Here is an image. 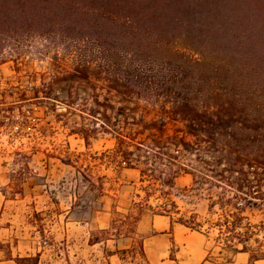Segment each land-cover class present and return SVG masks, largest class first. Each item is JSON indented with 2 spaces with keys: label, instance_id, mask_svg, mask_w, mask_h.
<instances>
[{
  "label": "trees",
  "instance_id": "16d2710c",
  "mask_svg": "<svg viewBox=\"0 0 264 264\" xmlns=\"http://www.w3.org/2000/svg\"><path fill=\"white\" fill-rule=\"evenodd\" d=\"M39 39L62 56L21 99L77 103L93 122L124 124L103 129L113 154L140 167L141 182L172 188L185 173L209 187L215 218L176 222L203 234L214 228L250 264L264 260V222L241 214L264 205V0H0V64L18 68L23 42ZM58 80L68 84L64 100L53 96ZM82 85L89 92L78 101L71 88ZM155 162L165 168L155 172ZM157 207L171 225L175 203L164 197ZM8 260L38 264L31 255Z\"/></svg>",
  "mask_w": 264,
  "mask_h": 264
},
{
  "label": "rangeland",
  "instance_id": "374dc122",
  "mask_svg": "<svg viewBox=\"0 0 264 264\" xmlns=\"http://www.w3.org/2000/svg\"><path fill=\"white\" fill-rule=\"evenodd\" d=\"M61 54L43 39L26 40L18 68L10 60L0 64V264L27 255L38 256V264L228 263L235 251L216 239L214 228L203 234L176 222L191 214L198 221L215 218L207 210V185L196 187L185 173L176 175L172 188L141 182L140 167L128 168L113 154V135L103 129L124 124L93 122L77 103L69 110L54 99H21L31 96L42 75L49 78ZM52 86L54 98L64 100L68 84ZM71 90L78 101L89 92L83 85ZM153 164L155 172L165 168ZM164 197L176 205L169 231V218L154 214ZM241 214L253 224L264 222V205L245 206Z\"/></svg>",
  "mask_w": 264,
  "mask_h": 264
},
{
  "label": "crops",
  "instance_id": "0c3cea01",
  "mask_svg": "<svg viewBox=\"0 0 264 264\" xmlns=\"http://www.w3.org/2000/svg\"><path fill=\"white\" fill-rule=\"evenodd\" d=\"M171 228H173V223L170 225V222L168 221L167 231H169V229H171ZM242 255H246V254L242 253V252L233 253L230 261L226 264H250L248 262V256L247 255L242 256ZM253 264H264V260H256V261H254Z\"/></svg>",
  "mask_w": 264,
  "mask_h": 264
}]
</instances>
